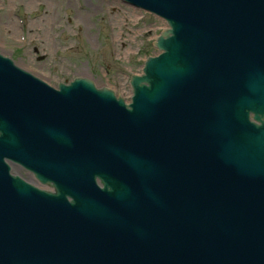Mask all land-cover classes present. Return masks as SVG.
<instances>
[{"label": "water", "instance_id": "obj_1", "mask_svg": "<svg viewBox=\"0 0 264 264\" xmlns=\"http://www.w3.org/2000/svg\"><path fill=\"white\" fill-rule=\"evenodd\" d=\"M123 1L170 27L128 105L0 55V264H264V0Z\"/></svg>", "mask_w": 264, "mask_h": 264}, {"label": "rangeland", "instance_id": "obj_2", "mask_svg": "<svg viewBox=\"0 0 264 264\" xmlns=\"http://www.w3.org/2000/svg\"><path fill=\"white\" fill-rule=\"evenodd\" d=\"M18 18L31 42L27 50L19 46ZM6 25L13 26L11 38ZM166 28L119 0H0L1 53L47 83L90 74L97 86H110L125 99L131 75L141 74L148 56L158 53L152 43Z\"/></svg>", "mask_w": 264, "mask_h": 264}, {"label": "flooded vegetation", "instance_id": "obj_3", "mask_svg": "<svg viewBox=\"0 0 264 264\" xmlns=\"http://www.w3.org/2000/svg\"><path fill=\"white\" fill-rule=\"evenodd\" d=\"M8 25H6V27H5V30H6V28H7V30H6V34L11 38L13 35H14V33H11L10 32V30L11 29H13V26H9V27H7ZM14 30V29H13ZM30 35V34H29ZM32 35V34H31ZM19 40V39H18ZM19 43H20V40H19ZM20 46V48H22L23 50H27V49H29V47H26V48H23V46L22 45H19ZM36 50V52H38V49H35ZM9 165H10V168H11V173L12 174H14V175H20V176H22V177H25L27 180H29V181H31V182H34L35 180H34V177H33V175L31 174V173H29V172H27V171H25V170H23L22 169V167L20 166V165H18V164H16V163H13V162H9Z\"/></svg>", "mask_w": 264, "mask_h": 264}]
</instances>
